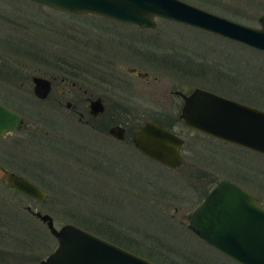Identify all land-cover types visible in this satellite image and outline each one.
Returning <instances> with one entry per match:
<instances>
[{"label":"rangeland","instance_id":"374dc122","mask_svg":"<svg viewBox=\"0 0 264 264\" xmlns=\"http://www.w3.org/2000/svg\"><path fill=\"white\" fill-rule=\"evenodd\" d=\"M184 1L255 27L258 15L264 14V0ZM72 28L78 36H91L95 40L92 44L100 46L97 50L87 46L83 51L113 59L126 74L110 87L109 100L115 101L112 103L151 107L161 112L163 107L153 103L154 99L160 103L156 97L161 87L186 92L198 86L264 109V51L186 24L162 21L154 37L93 13L72 15L30 0H0V60L5 57L31 61L28 71L32 73L53 70L50 64L28 59L40 55L55 61L64 55L69 57V46L59 41ZM135 47L143 51L140 53ZM152 51L182 57L188 69L185 79L175 76L174 66L165 67V63L150 58ZM74 53L78 59L84 54L79 49ZM126 65L147 69L158 79L148 83L134 79L127 74ZM0 86L5 85L0 81ZM9 98V104L22 106L28 120L35 113V104L21 89H11ZM177 99L174 95L171 115L163 118L182 138L183 162L177 168L142 155L128 143H120L117 149L114 142L103 139L108 158L101 164L105 166L103 175L107 176H100L105 181H98L99 176L89 171L88 162L93 160L89 154L99 158V153L90 147L71 145L69 137L60 139L58 145L48 142L44 135L41 139L30 135L37 130L23 129L16 132L19 136L25 134L19 148L16 143L0 139V158L4 161L27 173L37 166L44 167V175L37 179L45 200L23 198L22 204L48 212L56 227L66 222L86 226L156 264H239L194 234L186 226L184 213L221 178H229L256 193L264 204V155L189 128L175 116ZM112 112L126 129L147 119L138 113H123L118 107ZM96 142L99 141L92 140L90 146H97ZM0 190L7 187L0 185ZM7 200L16 199L11 195ZM5 205L0 199V206ZM9 208L11 213L0 212V222H8L11 227L7 235L0 229V251L10 255L9 264H38V259L55 245V238L35 215L14 203H9Z\"/></svg>","mask_w":264,"mask_h":264},{"label":"water","instance_id":"95a60500","mask_svg":"<svg viewBox=\"0 0 264 264\" xmlns=\"http://www.w3.org/2000/svg\"><path fill=\"white\" fill-rule=\"evenodd\" d=\"M71 13H93L125 23L152 26L163 16L264 51V14L250 26L184 0H31ZM34 92L44 94L45 79L33 76ZM97 99L90 102L100 110ZM97 105V106H95ZM177 118L186 126L211 137L264 155V109L194 87L182 94ZM21 123L20 115L0 103V134ZM121 138L123 127L109 126ZM132 143L144 155L169 167L181 160L182 138L157 119L136 124ZM7 182L15 189L42 200L44 192L32 181L12 173ZM55 238L52 250L39 264H156L78 225H53L47 212H34ZM186 226L202 241L239 264H264V207L239 184L218 180L194 207L184 213Z\"/></svg>","mask_w":264,"mask_h":264},{"label":"flooded vegetation","instance_id":"af4514ba","mask_svg":"<svg viewBox=\"0 0 264 264\" xmlns=\"http://www.w3.org/2000/svg\"><path fill=\"white\" fill-rule=\"evenodd\" d=\"M53 9L55 10V8ZM58 11H62V10H58ZM67 13H70L72 15L80 14V13H71V12H67ZM82 14H87V13H82ZM101 17H104V16H101ZM104 18L109 19L110 21L115 22L117 24L125 25L133 29H137L138 31H144V34H150L154 37H156V34L154 32L158 29V25L162 21L163 22L164 21L173 22V23H178V24H185V23H182L176 20L163 17V16H153L152 20L154 24L152 26H140L135 23H125V22H121L118 20L110 19L108 17H104ZM91 40H92V37L88 35L78 36L76 31L72 28L69 31L68 35L63 36L62 39H60L59 41V43L69 46V50H71L72 52L71 54H69V57H66L64 55V57L59 58V60L55 61L54 59H48L44 55H40V56H37V58L35 56H30L31 59H28V60L36 59V61L41 65L50 64L54 67L53 70L42 69V70H39L38 73H32L28 71V68L32 64L31 61L29 63L19 62L17 60H8L5 57L0 60V81L3 85H5L3 87L0 86V92L1 91L3 92V95L0 94V103L12 109L13 111L17 112L21 117L20 125L13 130H4L0 134V139L16 143L17 148H19L18 146L22 143L21 141L23 139V135L25 134H21L19 136V135H16L17 134L16 132H19V131L21 132L23 131V129L37 130L38 131L37 133L33 132L30 135L33 136L35 134L37 135V137H39V139H41L40 136L44 135L48 142H52L58 145L60 144V139H66V137H69L71 139V141H69L70 144L73 143L74 145H77L80 148L90 147L92 148L91 151H95L96 154L99 153L100 155L98 156L99 158L93 157L92 154H89V157L91 159L93 158V160L88 162V167H89L88 169L91 172L94 171L97 174L96 175L97 177L99 176L98 181H105L100 178V176L102 177L107 176V173L103 175L104 174L103 168L105 166L101 164V162L102 163L107 162V158H108L107 147H104L103 139L111 140L112 142H114L116 144L117 149H119L118 147L120 146V143H126V144L128 143L133 148H135V150H137L136 147L132 143V133L136 125L134 126V128L126 129L124 124H120L118 118L115 117L116 115L115 112H112V110L118 107V109L122 111L123 113H129V114L138 113L139 116L147 118V119H157L166 128L172 130V127H170L169 123H167L166 120H163V118L164 119L169 118L168 116L171 115V108H172L174 95H176V97L178 98L175 102V106L177 108V113H178V109L182 102V94L188 93L192 88L186 92H183L181 89H176V88L167 89L168 87H161V92H159L158 94L159 96L158 97L155 96L156 98H158L160 103L156 99L153 100V103L155 105L158 104L163 107V109L160 110L161 112H157L156 108H151V107L147 109V108L138 107L134 104L125 105L123 103L118 104L117 102L112 103L115 101L109 100V94L111 93L110 87L113 86L115 82H117L116 80H120V78H125L124 76H126V74L124 73L122 69L118 67V63L114 61L113 59L111 60L108 57H105L100 53L83 51V50H87L86 48L87 46H90V47L92 46L95 48V50L100 48L98 44L96 43H94V45L92 44L93 42H95L94 39L92 41ZM77 44L79 45L83 44L85 48L84 46L81 48L80 46H77ZM135 48L139 50L140 53L143 51L139 47H135ZM76 49L82 50V52H84V54L80 56V59H78L76 56V53H74ZM153 52L154 51L149 52L151 54L150 58H152L153 60L157 59L158 61L165 63L163 64L165 67L174 66V69L176 68L175 76L177 78L181 77L183 80L185 79V75L187 74L188 69L185 67V62L182 57H179V58L176 56L174 57L172 53L155 54ZM41 65H38V67H41ZM125 69L129 76H131L134 79H140L144 81L145 83H148L149 80L156 81L158 79V77L156 75H153L149 70L139 68L135 65H126ZM33 76H38L46 80L47 88L44 94L37 95L34 92V83L32 80ZM131 87L135 88L134 84H131ZM11 89H21L26 94V96L35 104V110H34L35 113L29 116L30 118L29 120L24 117V114H23L24 112H23L21 105L17 103L16 106H13L7 102L10 99L9 97H10ZM205 89H208V88H205ZM211 91H214L220 94L219 92L215 90H211ZM119 97L122 98L121 96ZM151 97H154V95ZM95 99L98 100L96 104L101 106L100 110L95 111L93 110L94 107L90 106V102ZM51 110L56 111V113L52 112ZM166 111L170 113L167 114ZM177 113L175 116H177ZM26 121L33 123V125L31 127L27 126L25 123ZM40 122L42 123V125L40 124ZM111 124H118L124 128L121 138H118L110 134L108 128ZM63 131H65V135H62ZM126 138L129 139L128 142H125ZM81 139H82V143H81ZM79 140L80 142H78ZM92 140L99 141V142H96L97 146L95 147L90 146V143H92ZM137 151L141 153L139 150ZM180 153H181V150H180ZM141 154L144 155L143 153ZM148 158L152 159L151 157H148ZM182 162H183V156H182V160L180 164ZM37 168L38 169H35L31 171L30 173H27L24 171V168L17 169L14 166H12L9 162H6L2 158H0V185L7 187V190H0V191H3V193H0L2 194L0 195V199L4 201V204H7L4 207L0 206V212L11 213L12 211L9 208V203L10 204L14 203L18 205L19 207H21L26 212H29L32 215H35L34 212L36 211L45 212V211H41L39 209H35L31 207L29 204H24V205L22 204V202L24 201L23 198L31 199L32 201L43 202L45 200V196L42 200H37L13 188L6 180V176L9 173L22 176L32 181L44 192V190L42 189L39 183L40 180L37 179V177L39 178L42 175H44V167L37 166ZM106 169L108 170V165H106ZM98 190L101 191V189H98ZM209 190L210 188L206 189L203 192V196ZM247 190L252 192L249 189ZM252 193L257 197L258 202L264 207V204L261 198L256 193L254 192ZM11 195L14 196V198L16 199L13 202L10 200H7L8 197H11ZM200 200L198 202H200ZM18 202H20L21 205L20 203L17 204ZM52 222H53V219H52ZM10 228L11 227L8 226V222H2V223L0 222V229L4 230L3 232H5L6 235L8 234V232H10ZM84 229L89 231V229L87 228H84ZM92 233L95 234L96 232H92ZM96 235L101 237L99 233H96ZM40 244H41V241H40ZM14 245H20V244L16 243ZM52 248L42 258L38 259V264L42 259L46 257V255L52 250ZM7 256H10V255L6 253V251H3V253L0 251V264H9L8 260H10V258Z\"/></svg>","mask_w":264,"mask_h":264},{"label":"trees","instance_id":"16d2710c","mask_svg":"<svg viewBox=\"0 0 264 264\" xmlns=\"http://www.w3.org/2000/svg\"><path fill=\"white\" fill-rule=\"evenodd\" d=\"M83 227V226H82ZM84 227H86V226H84Z\"/></svg>","mask_w":264,"mask_h":264}]
</instances>
